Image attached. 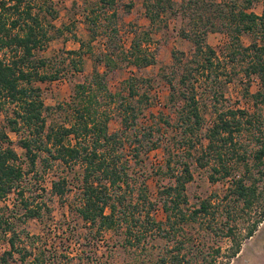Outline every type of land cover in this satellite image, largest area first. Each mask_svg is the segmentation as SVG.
<instances>
[{"label": "trees", "instance_id": "1", "mask_svg": "<svg viewBox=\"0 0 264 264\" xmlns=\"http://www.w3.org/2000/svg\"><path fill=\"white\" fill-rule=\"evenodd\" d=\"M258 1L263 5L260 14L253 10ZM116 4L117 0H97L95 7L103 9L108 17H115ZM143 8L151 26L168 27L171 20L183 17L186 22L179 34L190 42V52L173 49L172 63L166 66L168 72L161 71L169 87L167 105L177 117L175 124L180 136L177 153H169L165 162L166 173L173 182L158 191L163 221L156 220L151 214L155 203L149 199L144 182L137 193V202L127 201L130 191L125 187L129 184V173L121 152L124 133L137 124L142 113L141 101L147 99V95L142 94L137 101L132 98L139 95L138 84L149 79H126L127 96H124L111 92L106 72L95 67L89 78L72 87L70 99L65 104L70 116L68 122L48 125L45 114L48 107L42 99L39 84L57 80L60 70H51L50 60L38 54L52 38L54 26L45 15L47 12L53 15L51 8L47 0H0V113H5L0 124V200L15 195L11 208L0 206V242L5 241L8 245L0 254V264H64L57 252L47 254L45 248L36 246L34 240L39 238L38 235L17 228L21 216L24 220L41 221L51 217L50 208L38 189L31 190L25 184L26 176L35 170L37 159L43 153L45 166L50 167L56 162L70 169L76 165L82 168L80 198L75 212L89 227L92 238L122 225L128 226L129 236L134 235L129 219L135 217L134 206L140 203L145 208L137 211V218L146 225V234L157 231L167 239L176 237L184 224L200 217L204 220L212 217L214 221L215 213L221 211V217L226 219L224 228H214L212 222L206 225L216 235L229 239L223 252L226 260L222 259L220 246L207 250L193 244H190V255L186 258V252L181 254L185 239L175 238L177 251L168 257L159 256L158 264H229V260L239 253L242 242L263 222L264 0H143ZM90 13L93 15L87 14V17L95 23L99 17L97 10L92 8ZM215 31L228 36L230 59L244 65V97L251 101L252 109L218 108L216 105L223 98L226 84L219 82L225 67L215 48L206 42L207 34ZM92 32L94 37L95 30ZM142 34L144 40L149 38L148 30ZM243 34L254 36L246 46L240 42ZM139 36L135 32L128 53L131 63L141 68L155 59L143 47ZM82 45L81 42L78 50L69 53L77 58L70 55L67 58V65L75 71L83 69L85 51ZM95 59L105 68L113 64V58L106 51ZM252 78L258 82L254 92H250ZM208 88L212 90L213 112L211 122L206 126L198 93L199 89L206 91ZM105 98L109 102L118 101L120 131L108 129L111 114L99 108L100 100ZM9 132L21 133L17 145L23 150L22 154L17 152ZM243 133L251 135L254 141L250 153L241 142ZM150 134L149 129L147 135ZM134 155L138 156V151ZM189 158L200 167H209L212 182L231 179L222 196L211 195L192 210L185 208L188 201L186 184L193 178ZM68 184L65 177L54 180L51 191L62 197L69 190ZM226 203L241 204L249 217L254 209L255 218L251 217L244 232H236L234 225L229 224L234 209ZM16 207L22 212L19 213ZM213 208L216 212L211 211ZM135 238L140 239L139 236Z\"/></svg>", "mask_w": 264, "mask_h": 264}, {"label": "rangeland", "instance_id": "2", "mask_svg": "<svg viewBox=\"0 0 264 264\" xmlns=\"http://www.w3.org/2000/svg\"><path fill=\"white\" fill-rule=\"evenodd\" d=\"M97 0H47L50 12L45 15L47 21L54 28L51 29L52 38L39 52L38 55L50 60L51 70H60L59 78L55 81L40 83L42 99L48 109L45 114L47 124L56 126L68 122L69 113L66 103L70 99L72 87L75 83L83 82L89 78L93 69L106 72V82L111 92H118L127 96L125 80L132 77L136 79L148 78V82H140L137 86L139 95L132 98L133 101L141 99V95H147V99L141 101V115L137 119L135 127L124 133L122 157L126 161L129 173V184L125 187L130 191L127 194V201L137 202V193L141 184L147 186L149 199L155 205L151 214L158 221L164 220V213L160 203L157 201L158 191L164 186L173 182V179L166 173L165 162L169 153H177L179 143V132L176 128V115L167 105L169 87L163 80L161 71H167L172 63L171 51L173 49L190 52V42L179 34V29L184 26L186 20L181 17L170 21L168 27H156L149 25L144 15L143 0H117L116 16L108 17L103 9L97 7ZM262 3L258 1L253 10L260 14ZM92 8L97 10L99 17L95 23L91 22L89 16ZM116 30V33L114 32ZM92 30H95L94 37ZM144 30L149 31V38L145 39L142 34ZM143 41V47L148 53L154 56V62L146 67H136L131 63L129 50L135 34ZM252 35L243 34L240 42L248 45L252 41ZM83 43V69L73 70L68 64V56L77 58L75 54H69L72 50H78ZM206 42L215 48L218 58L221 61L225 72L219 75L220 84H226L221 101L217 107L252 109V103L244 97L243 64L239 61H232L229 57V38L220 31L209 32ZM107 52L113 58V64L105 68L96 61V56ZM51 63L53 65H51ZM230 80V81H227ZM210 82V81H208ZM250 92L257 90L258 82L252 78ZM198 98L205 116V125L208 126L212 118V90L199 89ZM100 110H107L111 114L108 121L110 132L122 129L118 111V101L109 102L106 98L100 100ZM5 113H0V124H2ZM262 120L264 121V105L262 108ZM151 131L150 135H147ZM11 140L19 154L23 150L18 147L17 140L21 133L9 132ZM137 139L141 140L140 142ZM242 144L247 148L248 153L254 148L252 136L243 133L240 137ZM140 144V145H138ZM138 148L139 150H136ZM178 150V149H177ZM138 151V156L134 154ZM45 154H41L36 162V168L26 176L25 184L31 190L38 189L43 201L50 208L51 217L40 219L24 220L23 216L17 221L18 230H24L30 235H38L35 239L36 246L45 248L46 253H54L64 264H158L159 256H170L175 249V238L185 239V247L181 254L189 257L190 244L210 250L211 247H221V254L229 244V239L216 235L215 231L208 229L206 223L212 222L214 228L225 227V217H221V211L215 213V220L212 217L204 220L198 218L184 224L176 237L167 239L157 231L146 234L142 219H138L137 211H143L145 206L140 203L134 209L135 217L129 219L131 231L134 235H128V226L122 225L115 230L104 231L102 235L92 238L89 227L80 221L75 210L79 204V192L81 180L79 179L82 168L78 165L72 169L65 165L52 162V166H45L43 161ZM21 159L24 157L21 155ZM190 163L193 178L186 184L185 193L187 204L185 208L192 210L199 206V203L211 195L222 196L230 186L231 179H220L212 182L209 179L211 170L209 167H200L193 158L187 159ZM25 166V162L23 163ZM175 165V164H174ZM178 166V165H176ZM65 177L69 184V190L62 197L51 191L52 182ZM124 187V185H123ZM14 194L6 199L0 200V206L12 207ZM37 200L41 198H36ZM217 200V197H215ZM231 206L234 212L231 216L230 225H234L235 231L244 232L251 217L254 216V209L251 217L242 205L226 203ZM147 206V205H146ZM130 208V207H129ZM17 211L20 213L16 207ZM131 210V208H130ZM221 210V208H220ZM222 218V219H220ZM221 220V221H220ZM252 220V219H251ZM162 227H165L162 225ZM132 233V234H133ZM136 237L139 236V240ZM25 238V233H22ZM5 241L0 242V254L7 249ZM226 260V255H221ZM221 259V260H222ZM167 264V263H166ZM229 264H264V220L258 226L253 235L242 242L239 253L229 260Z\"/></svg>", "mask_w": 264, "mask_h": 264}]
</instances>
